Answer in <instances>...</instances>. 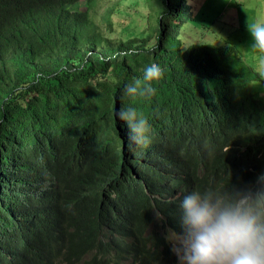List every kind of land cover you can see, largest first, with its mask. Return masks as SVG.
<instances>
[{"label": "trees", "instance_id": "1", "mask_svg": "<svg viewBox=\"0 0 264 264\" xmlns=\"http://www.w3.org/2000/svg\"><path fill=\"white\" fill-rule=\"evenodd\" d=\"M96 1L0 0V264H117L113 242L134 241L138 264H159L164 224L183 230L178 197L264 174L260 75L231 47L183 49L190 0H144V27L115 48L122 1L101 17ZM152 63L156 93L125 97ZM122 107L148 120L147 146H130ZM108 226L127 228L128 248L103 240Z\"/></svg>", "mask_w": 264, "mask_h": 264}, {"label": "clouds", "instance_id": "2", "mask_svg": "<svg viewBox=\"0 0 264 264\" xmlns=\"http://www.w3.org/2000/svg\"><path fill=\"white\" fill-rule=\"evenodd\" d=\"M247 28L253 51L264 54V24L247 22ZM162 75L157 64L146 66L142 79L127 84L123 95L151 98L156 93L153 83ZM115 115L126 125L131 147L150 143L148 120L135 107H122ZM178 200L183 233L167 229L165 240L180 264H264V174L248 188L194 189ZM156 218L163 221L159 212Z\"/></svg>", "mask_w": 264, "mask_h": 264}, {"label": "rangeland", "instance_id": "3", "mask_svg": "<svg viewBox=\"0 0 264 264\" xmlns=\"http://www.w3.org/2000/svg\"><path fill=\"white\" fill-rule=\"evenodd\" d=\"M119 1L117 17L124 18V23L118 25L116 15L114 17L113 33L109 37L110 47L115 48L118 41H124L129 31L138 24L137 27L143 28L148 7L144 0H135L137 11L128 14L126 6H129L132 0H97L96 7L92 11L98 17L104 14L105 9H109ZM192 6L193 19L181 27L180 38L185 49L191 44L211 45L231 47L247 66L251 67L260 75V79L252 81V90L261 99L264 97V54L253 51L251 45L252 37L247 28L249 24H264V0H190ZM79 10H85V2L82 1ZM136 27V28H137ZM145 34L148 28H145ZM132 207V206H131ZM132 218V215H129ZM161 234V232H159ZM172 247V246H171ZM136 248V242L125 254L119 258L117 264H127V257L131 249ZM131 264L132 261H129ZM180 264V261L177 262ZM61 264L63 262L61 261Z\"/></svg>", "mask_w": 264, "mask_h": 264}, {"label": "bare ground", "instance_id": "4", "mask_svg": "<svg viewBox=\"0 0 264 264\" xmlns=\"http://www.w3.org/2000/svg\"><path fill=\"white\" fill-rule=\"evenodd\" d=\"M151 188H153V187H151ZM156 190H157V188H156ZM160 190V189H159ZM159 192V191H158ZM176 197H178V196H176ZM175 197V198H176ZM174 198V199H175ZM170 199V198H169ZM173 199V198H172ZM171 200V199H170ZM160 201V200H159ZM179 205V204H178ZM152 207V206H151ZM152 210V209H151ZM147 211H148V209H147ZM151 212V211H150ZM144 214H145V211L143 212ZM143 213H141V214H143ZM147 213V212H146ZM143 214V215H144ZM149 214V213H148ZM142 216V215H141ZM137 217V216H136ZM139 217H140V215H139ZM137 219H138V217H137ZM141 219V218H140ZM140 219H138V220H140ZM143 222V219H142V221H141V223ZM144 222H146V221H144ZM140 222L138 221V223H136V224H139ZM145 224V223H144ZM165 226H166V228L164 229L165 230V234H164V236L167 234V229H172V230H174V231H176L177 233H183V230H176L172 225H168V224H164ZM123 227H124V225H123ZM122 226H108V227H103L101 230H102V232H101V237L105 234L106 235V237L103 239V240H106V241H108V240H111L112 239V236L113 235H115V241H120V240H123V247L124 248H128L129 247V245H130V243H131V240L133 239H128L127 237L125 238V234H127L126 232H125V230L127 229H124ZM131 229H132V227H131ZM139 232V231H138ZM158 232V235H163V232L161 231V234L159 233L160 231H157ZM129 233V232H128ZM130 235H131V233H130ZM143 236V235H142ZM101 237H100V239H101ZM136 237V236H135ZM139 238H140V236H139ZM143 238H144V236H143ZM137 240V239H136ZM142 240V239H141ZM140 240V241H141ZM142 242H144V241H142ZM144 244V243H143ZM120 245V244H119ZM120 247L121 246H118V245H116L114 242H113V245L110 247L111 249H112V251H113V253H115L114 251L116 250V249H118L117 250V253L118 254H121V256L120 257H122L125 253H121V251L119 252V249H120ZM166 247L168 248V250H167V252H168V254H167V256H166V258L165 259H161V261H160V263L159 264H178L177 262H178V258H177V256L171 251V245L166 241ZM128 257H129V259H127V264H130L129 263V261H132V263L131 264H138L137 263V261H136V259L132 256V254L131 253H129V255H128ZM140 260V259H139Z\"/></svg>", "mask_w": 264, "mask_h": 264}]
</instances>
